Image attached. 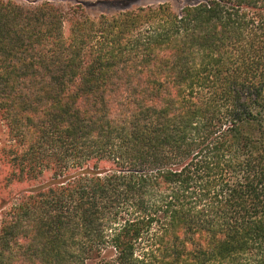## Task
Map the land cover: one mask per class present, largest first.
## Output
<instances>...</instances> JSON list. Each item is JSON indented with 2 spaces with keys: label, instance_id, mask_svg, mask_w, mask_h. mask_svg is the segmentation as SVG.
I'll list each match as a JSON object with an SVG mask.
<instances>
[{
  "label": "trees",
  "instance_id": "16d2710c",
  "mask_svg": "<svg viewBox=\"0 0 264 264\" xmlns=\"http://www.w3.org/2000/svg\"><path fill=\"white\" fill-rule=\"evenodd\" d=\"M0 124V264H264V0H0Z\"/></svg>",
  "mask_w": 264,
  "mask_h": 264
},
{
  "label": "rangeland",
  "instance_id": "374dc122",
  "mask_svg": "<svg viewBox=\"0 0 264 264\" xmlns=\"http://www.w3.org/2000/svg\"><path fill=\"white\" fill-rule=\"evenodd\" d=\"M62 2L68 5H75L78 1L82 2L85 5L88 14L91 17H97L101 14H114L118 11L125 9H135L139 6L150 4V3H161L168 2L174 9L179 10L186 4L195 3L197 0H117L112 2H103L98 0H55ZM7 138L6 127L3 124H0V146ZM9 174L8 167L0 163V224L2 219V210H7L14 202H17L18 199L22 198L25 191L35 187V185H27L25 183H17L13 181H6L5 178ZM48 175L43 177V182L48 180ZM6 202V205L2 207L3 203Z\"/></svg>",
  "mask_w": 264,
  "mask_h": 264
}]
</instances>
